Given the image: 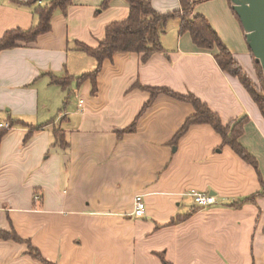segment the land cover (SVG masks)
I'll return each mask as SVG.
<instances>
[{
  "label": "crops",
  "instance_id": "0c3cea01",
  "mask_svg": "<svg viewBox=\"0 0 264 264\" xmlns=\"http://www.w3.org/2000/svg\"><path fill=\"white\" fill-rule=\"evenodd\" d=\"M104 2L73 0L66 15H54L49 33L0 52V123L14 124L0 142V231H15L54 264H264V195L243 202L261 190L256 170L208 125L191 127L175 143L194 107L161 94L140 115L151 94L135 86L193 94L225 126L247 118L240 143L264 180L259 107L218 66L217 50L198 49L189 33L180 35V18L167 24L164 52L146 63L125 53L106 61L94 94L90 80L76 79L97 62L77 44L98 47L107 26L130 13L127 0L107 9ZM150 2L161 14L182 10L180 0ZM190 2L256 83L230 1ZM46 3L0 0V40L37 25L35 10ZM53 77L74 81L64 90ZM139 115L136 131L119 138ZM55 129L67 148L56 145ZM193 193L216 204L201 208ZM137 195L146 204L143 218L133 215ZM0 264L44 263L26 244L0 240Z\"/></svg>",
  "mask_w": 264,
  "mask_h": 264
},
{
  "label": "trees",
  "instance_id": "16d2710c",
  "mask_svg": "<svg viewBox=\"0 0 264 264\" xmlns=\"http://www.w3.org/2000/svg\"><path fill=\"white\" fill-rule=\"evenodd\" d=\"M45 1L47 2L45 5H40L35 10V15L38 18L37 25L26 31L17 29L7 32L0 40V52L17 48L20 44L28 45L35 42L40 36L49 33L52 30L51 22L54 15L56 13L66 15L73 4V0H29L28 2L15 0L16 3L22 6H33ZM111 1L112 0H105L102 6L103 9H107ZM127 2L130 6L128 18L125 21L114 22L108 25L105 38L99 43L98 47L90 48L81 43L77 44V50L86 53L97 62V68L93 72L84 74L76 79L78 83L90 80L93 86V93L96 94L98 92V75L104 63L106 61H112L115 55L120 53L136 54L141 58L142 63H146L153 55L164 52L161 39L166 32L167 24L173 18H180V35L189 33L194 45L198 49L205 51L217 50L214 58L218 66L223 72L240 80L264 116V77L261 67L255 63L251 53L257 78L262 85V89L258 90L256 84L245 74L240 64L235 60L232 52L226 47L217 32L212 28L210 22L202 15L193 14L194 4H192L190 0H180L182 10L169 14L157 12L153 8L150 0H127ZM235 16L238 19L236 14ZM72 81H74L72 77H67L65 79L52 78V82L60 85L64 90H68ZM135 88L148 91L151 94V99L144 106L140 115H142L161 94L191 104L194 107L195 114L185 122L182 129L175 137L174 142L176 143L181 139V137L193 126H210L221 136L223 145L229 146L245 163L251 165L257 172L261 190L257 194L245 198L243 202H254L256 198L264 195V180L261 177L258 162L240 143V138L245 131V124L248 121L247 118L225 126L219 115L214 113L205 103L193 94L180 95L166 88H148L140 85L135 86ZM140 115L131 126L118 132L119 138L125 134H131L136 131ZM10 126L12 128L14 124L11 123ZM37 129L38 128H33L31 133ZM7 131L8 130H0V142ZM54 133L56 145L61 148H67L68 144L65 142L64 133L58 129H55ZM0 240L26 244L28 246V254L34 260L44 264H54L44 260L39 250H37L30 241L21 239L15 231H0ZM162 258L164 259V257ZM165 264H167L166 261Z\"/></svg>",
  "mask_w": 264,
  "mask_h": 264
},
{
  "label": "water",
  "instance_id": "95a60500",
  "mask_svg": "<svg viewBox=\"0 0 264 264\" xmlns=\"http://www.w3.org/2000/svg\"><path fill=\"white\" fill-rule=\"evenodd\" d=\"M237 15L255 63L264 77V0H229Z\"/></svg>",
  "mask_w": 264,
  "mask_h": 264
},
{
  "label": "built area",
  "instance_id": "2783aa9c",
  "mask_svg": "<svg viewBox=\"0 0 264 264\" xmlns=\"http://www.w3.org/2000/svg\"><path fill=\"white\" fill-rule=\"evenodd\" d=\"M11 129V126L9 123H0V130H9ZM195 200V203L201 207H209L214 204H216V199L213 196H207V195H202L198 193H193L192 194ZM146 214V204L144 201V197L142 195H137L135 197V207H134V212L133 215L137 218H143Z\"/></svg>",
  "mask_w": 264,
  "mask_h": 264
},
{
  "label": "rangeland",
  "instance_id": "374dc122",
  "mask_svg": "<svg viewBox=\"0 0 264 264\" xmlns=\"http://www.w3.org/2000/svg\"><path fill=\"white\" fill-rule=\"evenodd\" d=\"M256 87L258 88V90H261L262 89V85H261V82L259 81V79L257 78V81H256Z\"/></svg>",
  "mask_w": 264,
  "mask_h": 264
}]
</instances>
